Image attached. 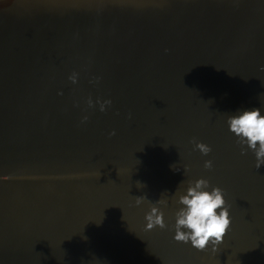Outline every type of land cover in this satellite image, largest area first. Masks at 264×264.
Listing matches in <instances>:
<instances>
[{
  "label": "water",
  "instance_id": "obj_1",
  "mask_svg": "<svg viewBox=\"0 0 264 264\" xmlns=\"http://www.w3.org/2000/svg\"><path fill=\"white\" fill-rule=\"evenodd\" d=\"M256 108L264 0H0V264H264V165L228 124ZM199 179L215 251L174 239Z\"/></svg>",
  "mask_w": 264,
  "mask_h": 264
},
{
  "label": "clouds",
  "instance_id": "obj_2",
  "mask_svg": "<svg viewBox=\"0 0 264 264\" xmlns=\"http://www.w3.org/2000/svg\"><path fill=\"white\" fill-rule=\"evenodd\" d=\"M70 79L76 83V74L74 73ZM111 103V100L100 102L101 111ZM88 104L93 106L91 99ZM87 119L88 117H84V120ZM228 124L230 130L239 137V142L242 145L246 144L255 152L256 167L260 169L264 165V115H261V110L259 108L245 110L241 114L230 116ZM111 135H115V132ZM196 147L205 155L212 151L209 145L202 142L197 143ZM212 166V161L205 162L206 168L210 169ZM209 187V181L205 179H199L188 187L187 194L179 197V203L184 207L176 213L174 225V239L178 242H190L192 247L200 251H206L209 245L215 251L224 241L231 226L229 206L223 190L215 187L211 191H206L205 189ZM145 199L147 196H138L136 204H142ZM158 203L166 205L167 202L160 200ZM146 221V230H152L157 226L161 229L167 227L164 213L156 206L151 207V211L146 215Z\"/></svg>",
  "mask_w": 264,
  "mask_h": 264
}]
</instances>
